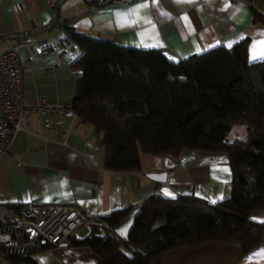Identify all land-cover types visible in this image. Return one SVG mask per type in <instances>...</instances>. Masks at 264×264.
Here are the masks:
<instances>
[{
    "label": "crops",
    "instance_id": "1",
    "mask_svg": "<svg viewBox=\"0 0 264 264\" xmlns=\"http://www.w3.org/2000/svg\"><path fill=\"white\" fill-rule=\"evenodd\" d=\"M0 0V55L14 48L23 67L28 98L71 104L80 71L71 64L81 51L65 41V26L136 49H162L171 60L218 47H233L251 37L249 60L264 61V25H253L250 5L264 14V0H144L130 6L89 4L88 0ZM46 130L33 115L0 155V207L73 204L91 217L139 207L157 193L168 198L195 195L216 204L231 192L232 172L225 155L185 150L141 156L139 172L105 169V148L95 128L79 118L54 116ZM156 174V178L150 177ZM251 219L264 223V210ZM91 233L82 228L70 238ZM38 264H98L89 247L65 244L36 252ZM164 264H264L260 246L244 254L239 243L204 242L164 254ZM0 264H11L0 251ZM27 264V263H23Z\"/></svg>",
    "mask_w": 264,
    "mask_h": 264
},
{
    "label": "trees",
    "instance_id": "2",
    "mask_svg": "<svg viewBox=\"0 0 264 264\" xmlns=\"http://www.w3.org/2000/svg\"><path fill=\"white\" fill-rule=\"evenodd\" d=\"M250 7L253 25H264V14ZM64 32L81 51L71 64L81 72L71 106L95 128L107 171L139 172L143 154L179 158L191 150L227 156L232 172L231 192L216 204L155 193L139 207L98 217L105 234L94 225L71 245L91 248L98 264H164L165 253L204 242L239 243L244 254L260 246L264 223L251 213L264 210V61L249 60L251 37L171 60L162 49L125 47L72 26ZM236 125L245 126L246 136L229 141ZM136 208L142 213L123 241L115 230ZM7 257L11 264H38L32 256Z\"/></svg>",
    "mask_w": 264,
    "mask_h": 264
},
{
    "label": "built area",
    "instance_id": "3",
    "mask_svg": "<svg viewBox=\"0 0 264 264\" xmlns=\"http://www.w3.org/2000/svg\"><path fill=\"white\" fill-rule=\"evenodd\" d=\"M144 0H104L106 4L130 6ZM49 5L54 6L51 0ZM37 115L46 130L56 123L54 116L74 119L71 104L61 105L47 99L28 98L23 92V67L14 48L0 55V155L6 153L15 136L31 116ZM98 226L105 234V224L73 204H25L0 207V247L6 256L27 257L36 252L70 244L78 230Z\"/></svg>",
    "mask_w": 264,
    "mask_h": 264
},
{
    "label": "water",
    "instance_id": "4",
    "mask_svg": "<svg viewBox=\"0 0 264 264\" xmlns=\"http://www.w3.org/2000/svg\"><path fill=\"white\" fill-rule=\"evenodd\" d=\"M152 178H156V174H151ZM142 213L141 208H136L130 214V216L124 220L121 224H119L115 230L116 234L123 240L129 241L130 237L136 227V221L140 217Z\"/></svg>",
    "mask_w": 264,
    "mask_h": 264
},
{
    "label": "rangeland",
    "instance_id": "5",
    "mask_svg": "<svg viewBox=\"0 0 264 264\" xmlns=\"http://www.w3.org/2000/svg\"><path fill=\"white\" fill-rule=\"evenodd\" d=\"M246 128L244 125H236L228 136L229 141H234L236 138H245Z\"/></svg>",
    "mask_w": 264,
    "mask_h": 264
},
{
    "label": "snow or ice",
    "instance_id": "6",
    "mask_svg": "<svg viewBox=\"0 0 264 264\" xmlns=\"http://www.w3.org/2000/svg\"><path fill=\"white\" fill-rule=\"evenodd\" d=\"M261 54L264 55V52H262Z\"/></svg>",
    "mask_w": 264,
    "mask_h": 264
}]
</instances>
